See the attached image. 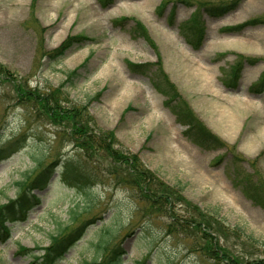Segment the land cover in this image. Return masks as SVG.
<instances>
[{
    "label": "rangeland",
    "instance_id": "374dc122",
    "mask_svg": "<svg viewBox=\"0 0 264 264\" xmlns=\"http://www.w3.org/2000/svg\"><path fill=\"white\" fill-rule=\"evenodd\" d=\"M217 6L223 8L206 10ZM196 11L205 25L197 47L182 28ZM68 35L83 39L49 61L45 51ZM237 61L243 67L229 85ZM128 62L148 65L133 70ZM0 64L17 83L57 88L86 105L94 123L114 133L115 146L135 153L154 175L156 197H169L167 204L146 201L141 178L127 167L100 150L84 157L64 136L66 121L28 108L34 115L25 122L15 85L2 79L0 138L25 140L0 160V204L39 162H57L51 183L34 191L41 203L9 222L0 264H36L21 247L47 246L72 210L79 214L71 227L90 222L56 264L100 261L101 238L111 239L109 248L120 245L122 264H231L211 258L198 221L216 232L230 259H264V84L256 87L264 77V0H0ZM188 116L225 146L194 143L183 133ZM70 158L87 161L92 184L64 181L61 166Z\"/></svg>",
    "mask_w": 264,
    "mask_h": 264
},
{
    "label": "trees",
    "instance_id": "16d2710c",
    "mask_svg": "<svg viewBox=\"0 0 264 264\" xmlns=\"http://www.w3.org/2000/svg\"><path fill=\"white\" fill-rule=\"evenodd\" d=\"M165 4L161 6L164 7ZM223 6L209 7L206 10L211 12H218ZM137 25L139 22L136 21ZM139 34L146 39L148 36L145 29H141ZM183 34L187 39V42L191 45L198 46L205 35V26L201 19L200 13L196 12L192 15L189 22L183 27ZM191 34V35H190ZM83 37L81 36H66V38L54 49L45 51L44 56L49 61H55L63 57L67 50H69L75 43L80 42ZM148 64H137L128 62L130 69H137L145 67ZM243 64L239 61L234 63L231 67V78L227 84L234 85L239 78L240 71ZM77 69H73L68 73L70 77L76 74ZM6 80L8 83L14 84V90L16 92V102L20 104L26 111L24 121H28L32 118V113L28 108L39 109L45 113L53 122L66 121L68 123V132L64 134L67 138L74 141L79 147L80 152L85 157V154L89 150H100L107 154L111 160L121 166L127 167L131 172L135 173L137 178H141L142 183L140 186V192L146 201L156 202L160 204H167L169 197L163 194L155 195L157 190L154 175L144 167L139 157L135 153L126 152L115 146V137L112 131L100 129L95 123L91 115L87 110L86 105H79L73 103L69 97H66L57 88H42L39 85L33 87H26L23 83H17L12 79L9 71L0 64V80ZM67 81V82H68ZM264 84V77L257 84V88H260ZM1 99V98H0ZM168 102V100H167ZM175 112L179 114V110L175 108ZM186 128L183 133L190 138L194 143L199 144L204 148H210V146L219 148L225 146L218 136L213 134L206 126L193 116L186 118ZM6 139L0 138V160H3L15 152H17L25 140V135L15 136L8 143L2 142ZM221 157L216 160L219 161ZM57 161L47 162L43 164L39 162L36 169L31 172L25 173L21 181L17 182L19 191L13 199L8 200L6 203L0 204V240L5 241L9 233V222L16 218L24 219L27 213L35 206L41 203V197L34 193L35 190H43L50 183L52 174L54 173V165ZM87 161H83L80 158L74 160L73 158L67 159L63 162L62 174L66 183L73 186L84 188L95 180V172L91 168H87ZM129 171L124 176H127ZM122 174L118 175L117 180L121 184L131 186L129 179H126ZM137 182V181H136ZM146 184H151L154 188L150 191L147 189ZM251 199L258 200L257 195L252 191H246ZM251 192V193H250ZM167 201V202H166ZM259 201V200H258ZM84 211H86L84 209ZM79 211L72 210L70 212L69 223L60 225L58 232L51 235L50 243L45 247H33L25 248L23 252L29 255L32 259L31 262L36 264H56L63 258L64 254L84 235L90 220H83L81 223L71 227V224L76 220ZM70 225V228H68ZM198 225L203 232V238H206L207 247L210 244L211 258L216 260L227 259L231 264H264V259H252L245 261L232 260L227 256V252L221 248V244L217 241L216 232L207 229L205 222H199ZM209 227V225H208ZM210 230V232H208ZM131 232L127 233L130 234ZM119 236V232H118ZM112 238V237H111ZM111 239L101 238L98 246L103 249L104 254L100 257V261L96 258L92 261L85 262L84 264H122V256L124 250L120 245L109 248ZM37 251L38 253H36ZM137 264H143L142 261Z\"/></svg>",
    "mask_w": 264,
    "mask_h": 264
},
{
    "label": "bare ground",
    "instance_id": "6f19581e",
    "mask_svg": "<svg viewBox=\"0 0 264 264\" xmlns=\"http://www.w3.org/2000/svg\"><path fill=\"white\" fill-rule=\"evenodd\" d=\"M146 2V1H145ZM216 44H217V42H216Z\"/></svg>",
    "mask_w": 264,
    "mask_h": 264
}]
</instances>
